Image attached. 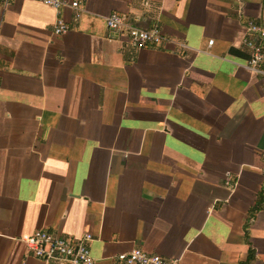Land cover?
Returning <instances> with one entry per match:
<instances>
[{
	"label": "crops",
	"instance_id": "crops-1",
	"mask_svg": "<svg viewBox=\"0 0 264 264\" xmlns=\"http://www.w3.org/2000/svg\"><path fill=\"white\" fill-rule=\"evenodd\" d=\"M78 1L79 20L0 0V264H45L24 242L42 229L92 233L96 264H264V77L243 44L264 0ZM115 12L165 41L110 32Z\"/></svg>",
	"mask_w": 264,
	"mask_h": 264
},
{
	"label": "built area",
	"instance_id": "built-area-1",
	"mask_svg": "<svg viewBox=\"0 0 264 264\" xmlns=\"http://www.w3.org/2000/svg\"><path fill=\"white\" fill-rule=\"evenodd\" d=\"M34 1L49 6L58 13L70 8L74 11L76 20H79L83 13L82 4L78 0ZM2 2L4 7L8 8L12 0H2ZM106 24L110 32L116 35H128L130 42L140 49L151 45L159 46L165 41L163 33L157 25L141 28L131 24L129 17L117 12L106 18ZM70 30L69 23L63 17H59L54 27L55 35L63 36ZM209 44L212 45L213 41H210ZM243 44L250 54L249 69L264 77V25L254 21L248 22ZM226 185L230 188L235 186L229 178H227ZM93 240L94 236L90 232L84 233L79 238L69 239L48 229L38 230L24 238L30 254L45 264H96L91 250ZM117 260L122 264H178L176 260L149 254L140 249L119 255Z\"/></svg>",
	"mask_w": 264,
	"mask_h": 264
},
{
	"label": "trees",
	"instance_id": "trees-1",
	"mask_svg": "<svg viewBox=\"0 0 264 264\" xmlns=\"http://www.w3.org/2000/svg\"><path fill=\"white\" fill-rule=\"evenodd\" d=\"M258 209V208H257ZM253 257H254V253L253 252H251L250 253V255H249V260H252L253 259Z\"/></svg>",
	"mask_w": 264,
	"mask_h": 264
}]
</instances>
